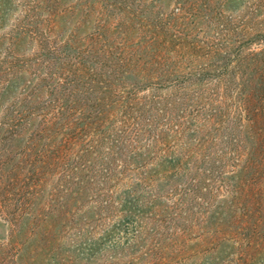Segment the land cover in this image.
<instances>
[{"label":"rangeland","instance_id":"1","mask_svg":"<svg viewBox=\"0 0 264 264\" xmlns=\"http://www.w3.org/2000/svg\"><path fill=\"white\" fill-rule=\"evenodd\" d=\"M169 1L166 7L160 6L158 0L143 1L150 13H156L153 8L159 6L166 21L170 22L166 40L169 42L170 37L174 39L167 43V49L162 48L159 58H153L157 62L155 69L148 71L149 66L142 61L133 72L138 69L143 71L145 67L146 81L134 86H123L114 81L106 93L111 96L112 103L104 108L107 115L103 129L125 132L119 139V153L113 156L108 142L96 146V137L91 132L83 134L81 146L70 145L67 151L70 158H75L80 153L78 149L82 148L88 150L92 159L100 156L107 160L111 157L110 161L118 166L130 161L122 177L99 186V194L89 206L99 204L103 194L127 187L142 170H152L158 176L166 174L170 183L164 185L166 192L163 199L170 206V215L184 217V223L180 226L165 224L170 228H161L162 235H156L154 241L147 239L142 244L151 247L147 255H140L144 249L141 246L134 252L101 249L94 256L80 254V244L86 238H99L100 232L109 227L117 214L103 215L100 222L78 224V211L88 207L89 199L77 206L72 201L67 202L65 188L69 186L62 181L68 171L53 157L57 156L54 155L55 144L62 143L63 135L60 134L55 141H40L31 151H28L25 137L14 145L12 154L16 159L23 157L25 171L8 180L6 183L11 182L12 186L2 188L1 191L5 192L0 193V264H40L43 258L46 264H57L58 258L64 260L63 264H264V241L248 244L242 235L237 234L230 235L224 242L217 239L215 232L221 211L219 202L228 196L226 189L217 182L207 181L209 186L205 184V188L210 191L207 204L199 198L197 191L192 190L194 178V183L198 182L196 171L202 159L220 164L219 171L235 170L237 153L231 139L238 134L240 126L250 128L248 142H252L251 145H254L251 136L255 134V128L264 139V112L256 114L255 120L250 123L239 107L241 78L251 71L249 66L254 53H263L262 61L256 60L254 68L263 69L261 76L264 77V34L261 35L264 32V0ZM14 2L17 4L12 15L0 22V34L5 39L35 0ZM75 2L66 0L65 4ZM176 14L180 15L177 17ZM206 16L209 18L206 21L212 22L207 23L209 25L201 20ZM65 19L68 23L59 39H68L79 24L81 46L99 33L101 24L105 23L112 29V35L117 36L114 38L116 42L119 32L125 33L126 29L117 26L118 18L106 15L100 9L89 14L78 10L66 15ZM136 28L129 37L133 46L125 43L126 49L118 50L119 59L126 60L130 49L152 39H144L139 27ZM153 32L149 31L150 35ZM106 35L111 37L109 33ZM38 51V43L33 42L24 45L17 56H12L23 75L18 79L19 84L11 89V98L15 94L21 98L37 93L42 76ZM1 54L4 56L5 52ZM10 57L0 64V86L10 79ZM159 67L167 72L162 80L157 79ZM49 114L45 121L52 119L53 115ZM38 116L37 125H42L45 116ZM5 176H0V184L5 181ZM38 180L44 186L41 187ZM259 180L260 184L253 188L246 183L244 191L254 192L258 188L264 213V163ZM158 181L157 178L149 183L154 188ZM64 204L62 212L59 207ZM46 209L57 214L58 225L53 240L48 243V250L42 253L38 247L42 248L40 246L47 242L40 233V240L36 238L39 244L36 243V236L25 244V237L30 233L26 225L29 222L40 223ZM230 219V216L226 217V220ZM146 224L150 226L149 221ZM181 239H184L183 242ZM164 240H172L167 250L160 249L165 246Z\"/></svg>","mask_w":264,"mask_h":264},{"label":"trees","instance_id":"2","mask_svg":"<svg viewBox=\"0 0 264 264\" xmlns=\"http://www.w3.org/2000/svg\"><path fill=\"white\" fill-rule=\"evenodd\" d=\"M65 1L35 0L34 5L30 4L26 14L22 20L18 21V25L8 35V38L5 39L0 34V64H3V61L11 56L10 64L12 66L8 68V70L11 69L9 81L0 86V147L2 149L0 176H5L7 173L5 181L0 184V193L5 192L1 191L2 188L12 186L11 182L6 183L8 180L17 178L18 173L25 171L26 162L23 157L16 159L12 156L16 143L27 137L26 144L28 151H31L40 141H45V139H47L46 141H55L61 134L64 140L62 143H58V146L55 144L54 155L57 156H52L56 157V160L68 171L62 181L69 186V188H65L67 202L72 201L77 206L89 199L87 208L77 210L80 213V222L77 223L100 222L103 215L117 214L109 227L103 228L99 238H86L80 244L82 247L79 249L80 254L94 256L101 249L134 252L141 246L144 249L140 251V255H147L151 247L142 246L147 239L154 241L156 235H162L161 228H170L165 224L180 226L184 223V217L176 218L170 215L168 212L170 206L163 199L166 192L164 185L170 183L166 174L162 173V176H158L152 170H142L138 174V178L131 180L127 187L106 195L103 194L99 204L89 206L99 194V186L107 185L113 179L117 181L120 176L122 177L130 161H126L125 165L123 163L118 166L110 161L111 157L107 160L100 156L97 159H92L88 150L82 148L78 149L79 155L70 158L67 149L70 145L81 146L83 134L91 132L96 137V146L99 147L102 143L108 142L112 155L115 156L119 153V142L121 141L119 139L125 132L103 129L107 115V110L104 108L112 103L111 96L106 94L107 90L114 81L123 86L140 85L142 81H146L145 67L143 71L140 69L133 71L135 67L141 65L142 61H145L149 66L148 71L155 69L157 62L153 58H159L162 48L167 49V43L174 40L171 37L169 42L166 40L168 30L171 28L170 22L166 21V16L160 12L159 6L154 7L153 10L155 9L157 12H151V14L144 4V0H76L72 5H66ZM158 1L161 2L160 6L162 7L168 6L170 2L169 0ZM16 4L14 0H0V22L6 21L8 16L12 15ZM98 9L106 15L118 18L117 26L126 28L124 29L125 33L119 32L117 42L114 39L117 36L112 35V29L105 23L100 25L99 33L96 36L86 40L85 46L80 45L82 36H80L79 24L74 31H71L68 39H59L68 23L65 19L66 15L73 14L78 10L89 14ZM176 16L175 18L178 17ZM208 19L207 16L201 18L205 24L212 23L211 20L210 22L206 21ZM136 26L142 32L141 35L144 34V39L149 37L152 39L149 41L146 39L144 44L135 45L130 49L127 52L126 60L119 59L117 57L118 50L126 49L124 48L125 43L133 46L129 37L137 29ZM153 30L151 36L149 31ZM107 33L111 37L108 38ZM263 34L264 32L261 33V35ZM101 39L103 40L101 41ZM33 42L38 43L39 67L42 70L37 93L32 94V97L21 98L15 94V97L11 98L9 94L11 89L19 84L18 79L23 75V71L17 68L12 56H17L24 45ZM2 52H5L4 56L7 57H4ZM252 56L250 61L252 64L250 63L249 66L252 67L251 71L241 78V99L239 100L240 110L249 118L250 123L255 120L256 114L264 112V77L261 76L263 69L254 68L256 60L262 61L263 53H254ZM3 57L4 60H1ZM159 68L157 79L162 80L167 72L163 67ZM48 113L53 117L51 120L45 121ZM38 115L41 118L45 116L44 120L42 119L45 121L44 123L42 121V125H37ZM243 127L240 126L238 134L231 139L237 153L235 170L219 171L220 164L216 165L215 162L202 159L199 169L196 171L198 182L194 183V178L192 190L197 191L200 194L199 198L207 204L210 192L205 188L209 186L207 181L217 182L221 188L224 187L228 196L221 198L219 202L221 211L218 216L220 223H218L215 232L217 239L224 242L230 235L237 234L242 235L243 240H246L248 244H255L264 241V213L258 188L249 193L244 191V188L246 183H249L250 187L260 184L259 179L264 163V139L260 137V133L255 128V134L251 136L254 145H251L252 142H248L250 141L248 132L250 128ZM5 155L9 156L4 158ZM133 156L137 155L133 154ZM230 159L232 160V158ZM97 160L99 162L96 164ZM157 178L159 181L153 188L149 182L155 181ZM38 181L41 187L44 186L41 180ZM225 204L227 206L223 207ZM64 206L65 204L60 206L59 210L63 212ZM51 209H46L42 214L40 223L29 222L26 225L27 231L29 229L30 233L25 237L27 239L25 244H28L35 236L36 243L39 244L40 233L44 241L47 242L40 246L42 248L38 247V251L41 250L42 253L48 250V243L53 240L57 230L58 217ZM184 215L182 214V216ZM227 216H230L231 219L226 220ZM148 221L150 226L146 224ZM183 240L181 239L182 242ZM85 242L87 243L85 244ZM170 242L172 240L166 242L165 246H161L160 249L167 250L171 245ZM43 261L44 258L40 264ZM63 261L62 258H58L57 264H63ZM45 262L47 261H44L43 264H46Z\"/></svg>","mask_w":264,"mask_h":264}]
</instances>
